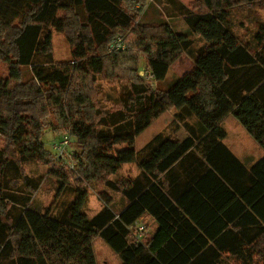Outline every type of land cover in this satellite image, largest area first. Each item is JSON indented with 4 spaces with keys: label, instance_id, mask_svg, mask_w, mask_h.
<instances>
[{
    "label": "trees",
    "instance_id": "16d2710c",
    "mask_svg": "<svg viewBox=\"0 0 264 264\" xmlns=\"http://www.w3.org/2000/svg\"><path fill=\"white\" fill-rule=\"evenodd\" d=\"M154 1L171 5L187 29L135 22L145 0H0V61L8 72L0 77V264H95V236L120 264H252L255 254L264 260V156L246 168L221 143L218 125L231 114L264 148V21L252 45L229 22L233 6L261 0ZM52 29L65 34L70 60L55 62ZM116 38L123 48L110 47ZM181 54L192 67L166 81ZM102 79L122 82L116 95L104 91ZM168 109L167 129L135 150V137ZM48 112L54 128L74 138L73 166L51 172L56 195L73 197L39 210L32 191L40 181L22 165L49 160L41 140ZM180 126L186 137L171 138ZM119 144L127 146L112 149ZM127 162L136 175L107 181L125 204L114 211L105 202L88 217L87 192L71 178L105 180ZM189 198L204 203L210 219L198 224L206 235L175 205L191 211ZM146 212L157 226L137 238L133 223Z\"/></svg>",
    "mask_w": 264,
    "mask_h": 264
},
{
    "label": "rangeland",
    "instance_id": "374dc122",
    "mask_svg": "<svg viewBox=\"0 0 264 264\" xmlns=\"http://www.w3.org/2000/svg\"><path fill=\"white\" fill-rule=\"evenodd\" d=\"M184 5L191 6L196 4L197 0H179ZM230 28L235 35L242 42H249L253 44L252 36L257 28L259 22L264 21V0L256 1L251 4H241L233 6L230 9ZM135 17V22H141L146 24L158 23L160 21H167L170 23L174 31H185L187 26L183 22L182 18L174 11L171 5H165L163 2L158 3L154 0H145V4L141 7L140 11ZM58 15H63V11H58ZM52 53L55 62H65L70 60V46L66 39V36L62 32H56L52 29ZM192 67V59L186 54H181L170 66L167 73L166 81L176 75H181ZM7 65L0 61V77H6ZM30 78L29 68H23V80L27 81ZM100 83L105 92H110L116 95V92L121 85L120 80L113 82L100 80ZM165 83H161L160 86H164ZM99 95V94H98ZM106 106H110L107 101L104 102ZM172 110L168 109L154 118L151 123L139 133L133 143L135 150L139 149L155 132L161 130L171 118ZM53 114L48 112L41 115L42 123V137L41 140L44 147L50 151L48 153L49 160L43 161H30L22 165L24 174L32 178H38L40 184L38 188L32 191V204L35 208L43 210L48 206L56 205L58 207L63 202L70 200L73 194L70 192H64L56 195L57 181L56 177L52 176V169L55 167H61L64 170H70L69 164H74L73 154L76 150L73 136L70 137L69 142L63 147L61 153H58L52 144L58 140L64 134H67L66 130H56V121L54 122ZM55 125V126H54ZM5 144V140L0 136V148ZM126 144H119L112 147L116 148L126 147ZM113 150H110L113 152ZM58 153V158L56 157ZM71 172V171H70ZM138 173L134 162H127L121 165V168L112 175L105 177V180H91L78 184L74 177L71 178L70 183L72 185H80L86 190V201L83 205V211L88 217H91L98 210H100L105 202L110 203V207L114 211H118L124 204L125 199L121 194L108 187L107 181H118L120 178L134 176ZM72 174V173H71ZM76 174V173H73ZM80 179V178H79ZM143 223V222H140ZM146 232L149 233L147 223ZM91 252L94 258L95 264H119L120 258L113 252V250L99 237L95 236L90 242ZM233 264H236L235 262ZM258 264V263H255Z\"/></svg>",
    "mask_w": 264,
    "mask_h": 264
},
{
    "label": "crops",
    "instance_id": "0c3cea01",
    "mask_svg": "<svg viewBox=\"0 0 264 264\" xmlns=\"http://www.w3.org/2000/svg\"><path fill=\"white\" fill-rule=\"evenodd\" d=\"M172 118V114H171ZM171 118L168 120L167 124L159 131L166 130L168 123H170ZM218 125L223 129L224 136L221 138V143L231 152V154L246 168H249L258 159L264 156V148H262L253 138L248 134L245 128L240 124V122L231 114L225 115L219 122ZM155 132L146 142H148L156 133ZM171 138L176 140H181L186 137L187 131L184 127L180 126L176 131L171 132ZM145 142V143H146ZM144 143V144H145ZM188 164L184 165L187 166ZM182 177V175L180 176ZM164 178V177H163ZM186 182L184 179L180 178L179 183L183 184ZM168 180H164L165 187L168 185ZM187 204L191 211H186L182 206L175 203L178 207L179 212H181V217L188 219L191 224L198 230L200 234L206 235L204 232V226L206 221L210 219L205 213L204 203H202L197 198L187 199ZM198 221L202 223L203 227L198 224ZM139 222L147 223L148 228L150 227L149 236L154 232L157 222L155 219L148 214L144 213ZM262 246V245H261ZM227 253L223 254V258H226ZM121 262V261H120ZM119 262V264H120ZM230 264H233V259L229 260ZM262 264L264 260L257 258V254L254 255L252 264Z\"/></svg>",
    "mask_w": 264,
    "mask_h": 264
},
{
    "label": "built area",
    "instance_id": "2783aa9c",
    "mask_svg": "<svg viewBox=\"0 0 264 264\" xmlns=\"http://www.w3.org/2000/svg\"><path fill=\"white\" fill-rule=\"evenodd\" d=\"M111 48H123L124 46L122 45L120 38H116L114 39V41L110 44ZM70 140V136L67 134L62 135L58 140H56L52 146L54 147L53 149H55L58 153H61V150L63 149V147H65V145L67 144V142H69ZM58 153H56L58 155ZM70 167L73 166V164H69ZM133 227L135 228V236L137 238H140L145 232H146V225L144 223H140L138 221H135L133 223Z\"/></svg>",
    "mask_w": 264,
    "mask_h": 264
}]
</instances>
